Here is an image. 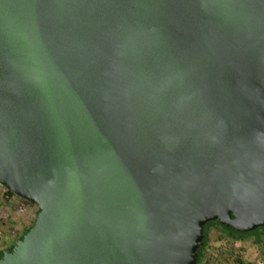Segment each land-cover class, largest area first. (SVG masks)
<instances>
[{
	"label": "water",
	"instance_id": "obj_1",
	"mask_svg": "<svg viewBox=\"0 0 264 264\" xmlns=\"http://www.w3.org/2000/svg\"><path fill=\"white\" fill-rule=\"evenodd\" d=\"M0 185L37 204L0 264H196L264 226V0H0Z\"/></svg>",
	"mask_w": 264,
	"mask_h": 264
},
{
	"label": "rangeland",
	"instance_id": "obj_2",
	"mask_svg": "<svg viewBox=\"0 0 264 264\" xmlns=\"http://www.w3.org/2000/svg\"><path fill=\"white\" fill-rule=\"evenodd\" d=\"M0 185V251L4 250L33 224L38 206L25 201L22 209L6 198ZM206 244L196 264H264V228L259 234L234 238L216 222L205 227Z\"/></svg>",
	"mask_w": 264,
	"mask_h": 264
},
{
	"label": "trees",
	"instance_id": "obj_3",
	"mask_svg": "<svg viewBox=\"0 0 264 264\" xmlns=\"http://www.w3.org/2000/svg\"><path fill=\"white\" fill-rule=\"evenodd\" d=\"M212 222H216L218 225H220L225 231H228L230 233V235L234 238H242L245 237L249 234H259V232L264 228V226L262 227H258L256 229H254L253 231L247 232V233H240L238 231H236L234 228L232 227H226L223 224L219 223V221L215 218L209 222H206V224L204 225V230H205V234H204V239H203V244L199 247L198 249V257H197V263L200 261L201 257H202V253H203V248L204 245L206 244V240H207V232L205 227L210 225ZM27 231V230H26ZM22 236V235H21ZM20 236V237H21ZM3 250L0 251V255L2 254Z\"/></svg>",
	"mask_w": 264,
	"mask_h": 264
},
{
	"label": "built area",
	"instance_id": "obj_4",
	"mask_svg": "<svg viewBox=\"0 0 264 264\" xmlns=\"http://www.w3.org/2000/svg\"><path fill=\"white\" fill-rule=\"evenodd\" d=\"M4 193H5L4 196L6 198H9L10 201L16 203L17 207H19L20 209H22L23 203L26 201L25 199H23V198L19 197L18 195L10 192L6 188L4 189Z\"/></svg>",
	"mask_w": 264,
	"mask_h": 264
},
{
	"label": "crops",
	"instance_id": "obj_5",
	"mask_svg": "<svg viewBox=\"0 0 264 264\" xmlns=\"http://www.w3.org/2000/svg\"><path fill=\"white\" fill-rule=\"evenodd\" d=\"M256 234V233H255ZM257 235V234H256Z\"/></svg>",
	"mask_w": 264,
	"mask_h": 264
}]
</instances>
